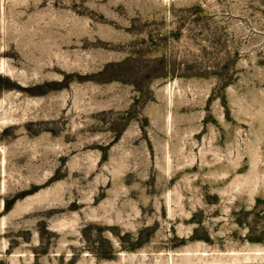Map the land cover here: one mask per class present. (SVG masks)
Instances as JSON below:
<instances>
[{
  "label": "rangeland",
  "instance_id": "1",
  "mask_svg": "<svg viewBox=\"0 0 264 264\" xmlns=\"http://www.w3.org/2000/svg\"><path fill=\"white\" fill-rule=\"evenodd\" d=\"M0 264H264V0H0Z\"/></svg>",
  "mask_w": 264,
  "mask_h": 264
}]
</instances>
